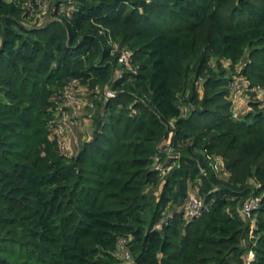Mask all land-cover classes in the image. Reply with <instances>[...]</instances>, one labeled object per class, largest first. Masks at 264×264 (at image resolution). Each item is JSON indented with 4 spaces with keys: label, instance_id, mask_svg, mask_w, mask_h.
Instances as JSON below:
<instances>
[{
    "label": "trees",
    "instance_id": "obj_1",
    "mask_svg": "<svg viewBox=\"0 0 264 264\" xmlns=\"http://www.w3.org/2000/svg\"><path fill=\"white\" fill-rule=\"evenodd\" d=\"M73 2L0 0V264H264V103L228 99L237 77L264 88V0ZM69 85L94 112L66 155Z\"/></svg>",
    "mask_w": 264,
    "mask_h": 264
},
{
    "label": "built area",
    "instance_id": "obj_2",
    "mask_svg": "<svg viewBox=\"0 0 264 264\" xmlns=\"http://www.w3.org/2000/svg\"><path fill=\"white\" fill-rule=\"evenodd\" d=\"M59 1V7L60 12L65 11L66 17H71L72 15V6L74 4L73 0H26L25 5L27 8L31 11V13L38 12V13H46V11L49 10L48 13L53 9V5L56 6V2ZM146 3H149L150 0H145ZM50 3L52 4V7L50 8ZM57 7V6H56ZM54 11V10H53ZM52 13V11H51ZM50 13V15H51ZM58 17V16H57ZM59 18V17H58ZM50 19H57L55 17H50ZM59 20V19H58ZM117 51V47L114 46L113 53ZM130 61H131V53L123 50L120 51L118 54V63L124 67V68H130ZM74 85H69L65 88L64 91V100L65 103L63 104V107L61 108L59 114L62 116V118L57 122V119L53 124L57 123L53 129L55 130V135H57L58 138V144L59 149L62 154H69L70 149L68 150L65 146L64 138L58 136V135H64L62 131V124L65 122V119L69 117L77 118V116L80 114L82 115L81 111V104L82 101L80 99V95L75 94L74 92ZM229 96L228 99L231 104V108L233 111V117H238L239 110L238 107L240 105H248L250 103H264V88L259 86H251L245 78L237 77L234 78L231 83H229ZM103 95L105 97V102L108 99H113L116 96V93L109 89L108 86H106L103 89ZM261 108H264V105H260ZM72 118V119H73ZM169 151V149L167 150ZM217 161H219L217 159ZM218 167V165L215 166V169ZM161 171V170H160ZM256 201L253 197L249 198L241 207L240 211L245 216V218L249 219L250 221V235L252 234V230L254 229V220L251 218L252 211L256 208ZM206 204H204V201L201 199H198L196 197H189L187 198L186 204L184 206L183 212L186 217L188 218H195L201 216L204 210H206ZM119 255L122 259H128L129 255L125 252V250L122 248V242L119 245ZM254 260V252L252 249L248 251L245 257L246 264H251V262Z\"/></svg>",
    "mask_w": 264,
    "mask_h": 264
},
{
    "label": "rangeland",
    "instance_id": "obj_3",
    "mask_svg": "<svg viewBox=\"0 0 264 264\" xmlns=\"http://www.w3.org/2000/svg\"><path fill=\"white\" fill-rule=\"evenodd\" d=\"M48 16L49 15L44 16L42 20L46 21L48 19L47 18ZM86 97L87 96H85L84 94L80 96V99L82 101L81 111L83 109H85L86 106H88L90 111L87 112V115L85 117H84V113H82V115H81V112H80V114L77 116V118L69 117V118L65 119V122H63V124H62V131H63L64 135H58L60 137V139H61V137L64 138L65 146L67 147L68 150L70 149V152L78 153L79 147L82 145V143L85 140H88L89 137L92 135L93 127L90 124L91 120H89V117L90 116L92 117V114L94 112L93 111L94 108H93V104H91L90 101L87 100ZM61 118H62V116H60V114H59L57 117V122ZM217 159L219 160V158H217ZM217 169H218V167L216 168V170ZM218 171H220V169ZM120 254H121V252H120Z\"/></svg>",
    "mask_w": 264,
    "mask_h": 264
},
{
    "label": "crops",
    "instance_id": "obj_4",
    "mask_svg": "<svg viewBox=\"0 0 264 264\" xmlns=\"http://www.w3.org/2000/svg\"><path fill=\"white\" fill-rule=\"evenodd\" d=\"M243 106H246V105H240L239 107H238V110H240L241 109V107H243ZM264 109V108H263Z\"/></svg>",
    "mask_w": 264,
    "mask_h": 264
},
{
    "label": "water",
    "instance_id": "obj_5",
    "mask_svg": "<svg viewBox=\"0 0 264 264\" xmlns=\"http://www.w3.org/2000/svg\"><path fill=\"white\" fill-rule=\"evenodd\" d=\"M247 61V56L246 57H244V59H243V62H246Z\"/></svg>",
    "mask_w": 264,
    "mask_h": 264
}]
</instances>
